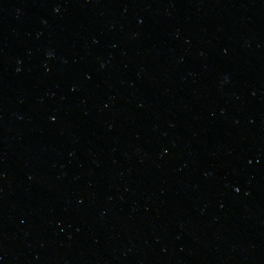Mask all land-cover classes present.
<instances>
[{
    "label": "water",
    "instance_id": "obj_1",
    "mask_svg": "<svg viewBox=\"0 0 264 264\" xmlns=\"http://www.w3.org/2000/svg\"><path fill=\"white\" fill-rule=\"evenodd\" d=\"M0 264H264V0H0Z\"/></svg>",
    "mask_w": 264,
    "mask_h": 264
}]
</instances>
